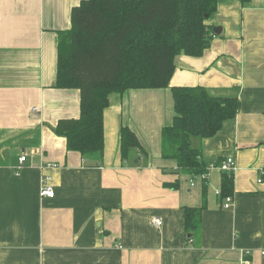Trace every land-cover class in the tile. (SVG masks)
Returning a JSON list of instances; mask_svg holds the SVG:
<instances>
[{
    "label": "crops",
    "instance_id": "crops-1",
    "mask_svg": "<svg viewBox=\"0 0 264 264\" xmlns=\"http://www.w3.org/2000/svg\"><path fill=\"white\" fill-rule=\"evenodd\" d=\"M80 1L0 0V264H264V0H218L207 24L220 34L201 56L175 57L171 85L240 101L217 133L193 140L213 164L206 188L161 156L174 115L169 88L109 95L102 157L68 150L54 133L80 113L79 90L55 86L58 34ZM122 125L145 152L121 158ZM227 157L235 170L224 208L216 160ZM45 176L53 198L40 195ZM203 200L200 225L187 234L182 209Z\"/></svg>",
    "mask_w": 264,
    "mask_h": 264
},
{
    "label": "trees",
    "instance_id": "trees-1",
    "mask_svg": "<svg viewBox=\"0 0 264 264\" xmlns=\"http://www.w3.org/2000/svg\"><path fill=\"white\" fill-rule=\"evenodd\" d=\"M249 0H240L242 4ZM218 0H81L71 10V27L58 34L57 88L78 89L77 118L60 119L52 130L66 148L84 157H102L105 108L109 95L127 89L169 88L173 118L161 130V156L176 161L177 173L201 177L206 188L209 164L194 139L212 137L236 116L235 96H214L200 85H171L175 57H198L210 46L207 19ZM207 15V16H205ZM120 155L145 152L135 132L119 129ZM220 163L221 160H216ZM176 188L178 183L167 184ZM233 173L222 171L220 196L232 195ZM205 196V195H203ZM183 207L184 231L194 233L205 209Z\"/></svg>",
    "mask_w": 264,
    "mask_h": 264
},
{
    "label": "built area",
    "instance_id": "built-area-1",
    "mask_svg": "<svg viewBox=\"0 0 264 264\" xmlns=\"http://www.w3.org/2000/svg\"><path fill=\"white\" fill-rule=\"evenodd\" d=\"M37 111H38V108L36 106H34L32 108V112L36 114ZM18 161H19L20 165L25 161V154L24 153H22L19 156ZM20 165L18 166V168H20ZM52 165H53V167H56V164H52ZM212 165L213 164H210L209 168ZM217 166L221 171L233 173V171L235 170V161L232 157H227L226 159L222 160ZM193 177H196V176H193ZM199 177H200V175H199ZM201 177L204 178L203 175ZM258 181H260V180H258ZM217 194L220 195V190L217 191ZM40 195L43 197H49V198H53L55 196L54 188L50 183V178L47 176L43 177L41 180ZM232 202H233V199H232L231 195H227V196L223 197V207L224 208H229L232 205ZM151 224L154 227L158 228L163 224V220L161 217H153L151 219ZM118 247H121V245H118ZM244 253L248 254V251H245ZM262 254H264V251L262 252Z\"/></svg>",
    "mask_w": 264,
    "mask_h": 264
},
{
    "label": "water",
    "instance_id": "water-1",
    "mask_svg": "<svg viewBox=\"0 0 264 264\" xmlns=\"http://www.w3.org/2000/svg\"><path fill=\"white\" fill-rule=\"evenodd\" d=\"M205 16H207V15H205ZM213 34H215V35H217V34H220V32H221V28L220 27H213Z\"/></svg>",
    "mask_w": 264,
    "mask_h": 264
},
{
    "label": "rangeland",
    "instance_id": "rangeland-1",
    "mask_svg": "<svg viewBox=\"0 0 264 264\" xmlns=\"http://www.w3.org/2000/svg\"><path fill=\"white\" fill-rule=\"evenodd\" d=\"M131 152H133V151L131 150ZM131 152H130V154H131Z\"/></svg>",
    "mask_w": 264,
    "mask_h": 264
}]
</instances>
